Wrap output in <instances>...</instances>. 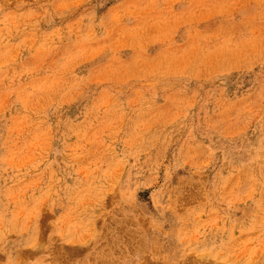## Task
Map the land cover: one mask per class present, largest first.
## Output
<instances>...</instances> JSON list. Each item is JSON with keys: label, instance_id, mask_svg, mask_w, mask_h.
<instances>
[{"label": "rangeland", "instance_id": "rangeland-1", "mask_svg": "<svg viewBox=\"0 0 264 264\" xmlns=\"http://www.w3.org/2000/svg\"><path fill=\"white\" fill-rule=\"evenodd\" d=\"M0 264H264V0H0Z\"/></svg>", "mask_w": 264, "mask_h": 264}]
</instances>
